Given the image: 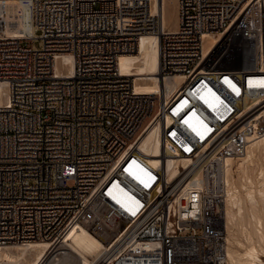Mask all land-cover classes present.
<instances>
[{"label":"built area","instance_id":"2783aa9c","mask_svg":"<svg viewBox=\"0 0 264 264\" xmlns=\"http://www.w3.org/2000/svg\"><path fill=\"white\" fill-rule=\"evenodd\" d=\"M30 18L13 37L0 14V246L46 239L49 264L84 227L93 264H225V159L264 137V0H178L175 31L150 0H32ZM144 34L176 90L119 70ZM171 156L189 163L169 176Z\"/></svg>","mask_w":264,"mask_h":264},{"label":"bare ground","instance_id":"6f19581e","mask_svg":"<svg viewBox=\"0 0 264 264\" xmlns=\"http://www.w3.org/2000/svg\"><path fill=\"white\" fill-rule=\"evenodd\" d=\"M32 0H0V14L4 32L8 36H34L35 25L30 18ZM158 12L164 29L175 31L178 25V0H150ZM173 10L171 11V9ZM217 35L214 37V39ZM56 70L72 72L69 54H63L55 64ZM119 70L134 77L135 91L157 93L163 89L170 93L180 87L184 75L159 78L158 38L144 34L133 52L121 53ZM159 137L156 130H149L140 147L147 153L158 155ZM158 163L156 157H150ZM185 156H171L166 160L167 174L175 175L186 167ZM223 176L226 184L224 202L225 264H264V137L253 141L237 157H226ZM50 243L46 239L25 241L16 245L0 246V264H37L48 254ZM101 241L84 227L72 231L66 238L62 251L49 264H93L101 254Z\"/></svg>","mask_w":264,"mask_h":264},{"label":"rangeland","instance_id":"374dc122","mask_svg":"<svg viewBox=\"0 0 264 264\" xmlns=\"http://www.w3.org/2000/svg\"><path fill=\"white\" fill-rule=\"evenodd\" d=\"M173 10V8L171 9V11ZM168 29V28H167Z\"/></svg>","mask_w":264,"mask_h":264},{"label":"snow or ice","instance_id":"6c2138e0","mask_svg":"<svg viewBox=\"0 0 264 264\" xmlns=\"http://www.w3.org/2000/svg\"><path fill=\"white\" fill-rule=\"evenodd\" d=\"M125 171H127V169H125Z\"/></svg>","mask_w":264,"mask_h":264}]
</instances>
